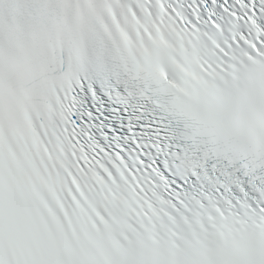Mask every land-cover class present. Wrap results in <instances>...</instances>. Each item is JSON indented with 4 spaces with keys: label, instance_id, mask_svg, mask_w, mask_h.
Returning <instances> with one entry per match:
<instances>
[{
    "label": "snow or ice",
    "instance_id": "6c2138e0",
    "mask_svg": "<svg viewBox=\"0 0 264 264\" xmlns=\"http://www.w3.org/2000/svg\"><path fill=\"white\" fill-rule=\"evenodd\" d=\"M0 264H264V0H0Z\"/></svg>",
    "mask_w": 264,
    "mask_h": 264
}]
</instances>
